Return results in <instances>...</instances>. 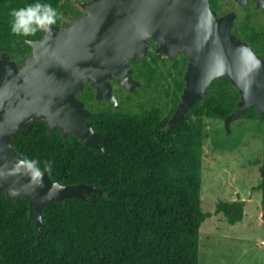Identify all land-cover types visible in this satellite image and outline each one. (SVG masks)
I'll list each match as a JSON object with an SVG mask.
<instances>
[{"label": "trees", "instance_id": "16d2710c", "mask_svg": "<svg viewBox=\"0 0 264 264\" xmlns=\"http://www.w3.org/2000/svg\"><path fill=\"white\" fill-rule=\"evenodd\" d=\"M78 1L39 0L57 10L54 25L63 26L66 18L82 15ZM35 2L0 0V52L13 60L28 56L31 48L26 41L40 39L43 31L14 35L10 13ZM211 8L218 12L219 0H211ZM233 32L258 53L263 33L247 23ZM142 60L132 61L133 76L134 63ZM183 75L175 81L167 116L157 106L140 112L111 107L91 111L93 128L105 132L108 155L85 147L74 135L64 140L59 129L49 134L42 121H33L14 137L13 146L24 160L36 161L53 180L94 185L104 195L92 192L86 200L47 203L42 210L45 227L36 241L28 201L7 199L0 188V264H198L199 228L211 215L203 212L200 202L203 118L224 120L236 110L239 93L229 79L220 77L188 112L187 120L169 126L184 87ZM78 97L87 107L95 100L94 90L86 84ZM244 118L264 123V113L259 115L255 107ZM259 173L255 188L261 192L264 221V139ZM244 207L243 200H222L215 213L235 224L244 218Z\"/></svg>", "mask_w": 264, "mask_h": 264}, {"label": "water", "instance_id": "95a60500", "mask_svg": "<svg viewBox=\"0 0 264 264\" xmlns=\"http://www.w3.org/2000/svg\"><path fill=\"white\" fill-rule=\"evenodd\" d=\"M235 1L242 7L249 2ZM252 1L264 10V0ZM78 5L83 14L70 24H53L50 32L42 30L40 39L26 41L31 53L22 66L0 52V188L7 199L28 201L36 241L45 227L42 210L47 203L86 200L89 193L104 192L86 183L63 184L48 171L33 180L13 146L14 137L33 121H42L49 134L59 129L64 140L74 135L85 147L108 155L105 132L93 128L92 112L78 95L89 84L96 101L118 109L113 80L130 93L142 85L131 63L148 55L151 41L157 45L154 52L168 61L180 53L188 59L169 126L187 120L220 77L229 79L239 93L236 110L223 120L226 135L248 109L264 113V57L233 32L236 12L219 15L210 0H79Z\"/></svg>", "mask_w": 264, "mask_h": 264}, {"label": "rangeland", "instance_id": "374dc122", "mask_svg": "<svg viewBox=\"0 0 264 264\" xmlns=\"http://www.w3.org/2000/svg\"><path fill=\"white\" fill-rule=\"evenodd\" d=\"M87 1V0H84ZM219 15L229 11L237 14L234 31L242 23L264 34V10L253 1L242 7L235 0H219ZM75 5L83 14L77 3ZM70 24L73 19L66 18ZM153 45L148 55L135 62L134 75L142 85L130 93L113 81V92L122 112H140L153 106L167 116L173 107L175 81L184 74L188 59L180 53L168 61L156 54ZM264 54V38L258 45ZM17 62L18 59H14ZM144 61V62H143ZM91 111L109 109L100 101L90 100ZM264 123L239 118L231 124L226 135L223 120L203 118V156L200 202L203 212L210 213L199 228L198 264H264V221L261 217V192L255 187L260 182L259 165L263 154ZM243 200L244 218L235 224L215 213L219 201Z\"/></svg>", "mask_w": 264, "mask_h": 264}, {"label": "clouds", "instance_id": "9594fccd", "mask_svg": "<svg viewBox=\"0 0 264 264\" xmlns=\"http://www.w3.org/2000/svg\"><path fill=\"white\" fill-rule=\"evenodd\" d=\"M12 22L10 30L14 35L30 36L35 35L38 31H51V25L56 22L58 12L48 3L37 2L28 4L25 7L14 9L10 13ZM27 167L31 170V178L39 180L41 172L35 166V161H28ZM50 170V166H49Z\"/></svg>", "mask_w": 264, "mask_h": 264}, {"label": "flooded vegetation", "instance_id": "af4514ba", "mask_svg": "<svg viewBox=\"0 0 264 264\" xmlns=\"http://www.w3.org/2000/svg\"><path fill=\"white\" fill-rule=\"evenodd\" d=\"M249 1H252V0H249ZM249 3V2H248ZM256 6V5H255ZM210 7H211V0H210ZM67 26V25H66ZM154 44V46L156 47L157 45L155 44V43H153ZM151 46H153L152 44L150 45V47ZM31 53V52H30ZM30 53H29V55H30ZM28 55V56H29ZM28 56H26V57H28ZM25 57V58H26ZM25 58H22L20 61H16V60H14L16 63H17V65L18 66H22V63H23V60L25 59ZM134 60V59H133ZM85 87H86V85H85ZM84 91H85V89H84ZM79 98V97H78ZM94 98H95V93H94ZM100 102H102V103H105L108 107H111V108H114L112 105H109L108 103H106L105 101H100ZM115 109V108H114ZM119 109V108H118Z\"/></svg>", "mask_w": 264, "mask_h": 264}]
</instances>
